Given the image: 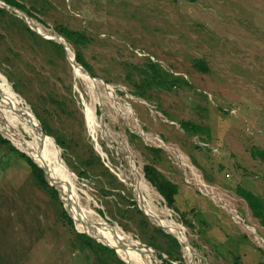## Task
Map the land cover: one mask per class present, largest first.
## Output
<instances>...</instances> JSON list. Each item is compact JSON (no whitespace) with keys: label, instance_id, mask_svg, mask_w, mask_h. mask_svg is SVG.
Segmentation results:
<instances>
[{"label":"rangeland","instance_id":"374dc122","mask_svg":"<svg viewBox=\"0 0 264 264\" xmlns=\"http://www.w3.org/2000/svg\"><path fill=\"white\" fill-rule=\"evenodd\" d=\"M19 1L44 9L33 10L45 21L33 17L42 33L65 26L90 35L93 41L83 48L85 57L97 77L114 89L110 93L103 83L77 78L65 48L33 34L22 12L4 8L7 12L0 13V87L15 89L38 120L65 140L67 149L56 146L64 161L82 167L81 159L92 146L124 183L121 191L140 208L132 163L104 129L127 143L144 177V165L154 160L146 145L163 148L167 155L157 165L180 186L179 212L163 197L156 208L166 216L161 210L167 205L169 218L184 227L195 263L264 264V226L237 193L243 186L264 197V161H255L250 152L252 146L264 149V0ZM196 58L208 63L209 73L194 67ZM150 59L184 76L193 87L154 86L150 101L134 96L130 78L140 81L144 74L138 68L146 69ZM0 102L21 108L1 90ZM182 120L196 122L206 132L191 135L181 127ZM132 133L139 136L133 142ZM170 146L187 155L198 172L193 174ZM68 168L78 177L83 202L87 205L85 199L90 198L88 205L99 215L102 209L119 225L98 190L109 178L97 168L88 178ZM208 176L215 180L210 182ZM57 209L49 193L34 182L27 162L0 145V262L96 264L88 250L74 248L70 226ZM131 221L135 230L127 232L144 243L136 234L138 220ZM183 256L191 264L185 248Z\"/></svg>","mask_w":264,"mask_h":264},{"label":"trees","instance_id":"16d2710c","mask_svg":"<svg viewBox=\"0 0 264 264\" xmlns=\"http://www.w3.org/2000/svg\"><path fill=\"white\" fill-rule=\"evenodd\" d=\"M5 1L11 5L26 10L32 17L35 18H38V16L33 12V10L37 11L38 13H41L44 10L43 8L37 10L36 6H32V9L28 8L26 4L20 2L19 0ZM6 12L7 11L4 8L0 7V13ZM38 19L43 23L45 22L41 18ZM28 29L33 34H36L30 28ZM56 30L58 33L64 36L76 50L77 62L86 67L94 76H97L94 68L86 59L83 50L85 46L93 41V38L85 31L73 30L65 26H57ZM47 41L55 45V47L57 46L63 49L61 44L51 40ZM146 67V69L138 68L139 71L144 74L140 81L133 80L132 78H130V76H128L131 82L134 83L133 85L135 87V90L132 91V94L134 96L150 101L151 95L149 90L154 86L165 89L167 88L169 90H173L181 84H185L191 88L193 87L191 82H189V80H187L184 76L175 75L168 70L165 71V69L159 63L154 62L152 59L149 60ZM194 67L204 73L210 72L208 63L202 58L194 59ZM39 119L41 120L40 116ZM41 122L46 132L56 138V141L60 145V147L67 149L68 146L65 140L55 136V134L49 129V126L45 123L44 120H41ZM181 126L187 133L191 135L203 134L206 132L204 126L191 120H182ZM131 135L132 142L139 137L134 133H132ZM0 145L8 146L11 152L18 153L27 162V164L31 168V176L34 182L41 189L47 191L52 201H54L58 205L57 213L59 218L64 220L70 226V233L72 235V243L74 248L76 247L81 251L88 250L87 256H89L90 258L94 257L93 262L96 264H127L118 256L115 249L104 245L96 239L91 238L86 233L79 232L76 229L75 222L64 208V204L60 199L57 189L47 181L43 169L40 168L30 156H28L25 152L20 151L12 144L10 140L5 138L1 133ZM197 147L199 148L200 145H198ZM146 149L154 156V160L152 162L144 165V173L146 179L165 198L168 206L179 212L176 204V199L180 193V186L179 184L168 178L157 165L164 159V155H167V153L163 148L155 146L146 145ZM250 152L255 161H264V149L260 148L259 146H252ZM63 157H65L64 154ZM193 161L196 164L195 158H193ZM66 162L76 172H78L77 174L80 176V178H88L90 177V172H95V168L100 169V173L102 175H106L109 178L107 182L109 186L103 185L99 187L98 190L105 205L112 206L108 211L112 215L113 220L118 221L119 225L123 227L125 231H134L135 228L131 219H137L138 223L136 226V234H138V236L144 241V243L146 242L147 244L158 249L161 252L159 256L164 260L162 264H187L185 258L183 257L182 246L179 240L173 234L166 232L161 227L153 225L145 215V213L138 207L137 202L130 201L131 199L128 194L121 191L125 189L124 183L120 181V178L111 171L110 167L106 166L105 160L94 150L92 146L89 149V156L82 157L81 159V163L83 164L82 167L75 163L72 164L67 159ZM208 180L210 182H213L215 179L208 176ZM237 193L239 196L246 200L253 213V216L259 219L261 224L264 226V197L254 193L253 191L243 186H238ZM113 195L114 198H110L111 200H109V197H112ZM98 211L102 216H106L105 211H103L102 209H99ZM76 224L81 229L91 231L89 228L83 227L82 224L77 220ZM186 226L195 227V224L193 222H187ZM165 256H167V258ZM126 261L128 263L134 264L131 261ZM0 264L5 263L0 262ZM235 264L240 263L236 261Z\"/></svg>","mask_w":264,"mask_h":264},{"label":"bare ground","instance_id":"6f19581e","mask_svg":"<svg viewBox=\"0 0 264 264\" xmlns=\"http://www.w3.org/2000/svg\"><path fill=\"white\" fill-rule=\"evenodd\" d=\"M40 31L42 32L43 29L41 28ZM54 34L56 33L48 35L55 37ZM58 39L62 42L67 43L66 39H64L63 37ZM68 53L71 59L74 54L72 53L69 45ZM73 66L74 70L76 71L77 78L83 79L89 84H94L96 82L103 83L101 80L92 78V76L84 71L80 65L77 66L73 64ZM3 83L4 80L2 78L0 86ZM103 84L110 93H113L114 89L112 85H109L107 87L105 83ZM0 90L12 97V99L17 103L16 107H21L14 110L9 108L5 102L4 104L0 102L1 133L6 138L10 139L19 150L31 156L38 165L46 167L40 156L36 154L37 150L42 149V154L48 163V168L50 167L51 172H53L54 174V177L58 179L57 185L60 191V195L64 199V203L69 212L74 216V218L82 217L90 223L94 224V226L90 227L89 225H85L80 222L83 227L89 228L91 231L81 229L78 226L77 227L82 231L88 232L90 235L96 237L100 241L105 240L103 242L116 247L117 251L122 256V258L125 259V261L128 260L133 262L134 264H161L162 261L159 260L155 251L143 248V243L141 242V240L134 237L131 233L125 231L121 226L112 224L111 222L105 220L90 205H88L90 199L89 197V199L85 197L87 205L83 202V189L81 190L80 186H78V177L74 174V171L68 168V165L64 161V158L62 156V151L60 150L59 152V150L57 149V147L60 145H58L56 139L52 136L55 140L54 141L51 138V135L47 134L44 131L37 116L29 107H26L24 105L23 97H21L15 89L0 87ZM104 131L107 133L111 141L118 143L119 149L126 153L127 157L129 158V162L132 163L131 167L135 171V187L137 188V191L140 195L139 203H141L143 208L148 212L155 223L163 226L168 232L174 233L181 239V241L185 245V251L190 257L191 264H196L194 259L195 253L188 246L189 242L184 227L178 224L174 219L169 218L171 210L167 207V205H165L166 207L161 210L166 214V216L158 213L156 206H158L157 202H160L162 196L150 184V182L144 177V175L142 173L140 174L139 168L137 167L133 157L130 154L132 152H129L128 150L129 147H127V143H124L123 139L114 134V132H111L110 129L108 130V127H105ZM26 134L29 135L30 138H27ZM170 147L173 149L174 154L183 162V164H186L194 171L193 174H196V172H198L195 167L189 162L187 155L181 152L177 147ZM198 183L200 185H205L203 181L198 180ZM248 230L254 233L260 241H263V238L257 235L255 228L248 227ZM118 240L124 242L126 246L133 251L126 252L120 247Z\"/></svg>","mask_w":264,"mask_h":264},{"label":"water","instance_id":"95a60500","mask_svg":"<svg viewBox=\"0 0 264 264\" xmlns=\"http://www.w3.org/2000/svg\"><path fill=\"white\" fill-rule=\"evenodd\" d=\"M0 7H2V8H6V9H11V10H16V11H18V12H22L25 16H26V18L28 19V23H29V26H30V28L33 30V31H35V32H37V33H39L41 36H43V37H45V38H50V39H53V40H55V41H57L59 44H61L64 48H65V50H66V54H67V57H68V59H69V61L71 62V64L73 63L74 65H80L81 67H82V69L84 70V71H86L88 74H90V76H92V78H96V79H98V80H101L103 83H105V85L108 87L109 85H110V83H108L106 80H104L103 78H100V77H97V76H94L86 67H84L81 63H79V62H77V58H76V53H74L73 51H72V49H71V51H72V53L74 54L73 55V57L70 59V57H69V53H68V42L67 43H65V42H62V41H60L58 38H64V39H66L64 36H62L60 33H58L57 31H55V30H52V31H54L56 34H54V36L55 37H53V36H50V35H48V34H44V33H42L41 31H40V26H37L35 23H34V21H33V17L26 11V10H24V9H21V8H19V7H17V6H14V5H11V4H9V3H7L5 0H0ZM67 41V40H66ZM70 47V46H69ZM72 64V65H73ZM74 67V66H73ZM41 123V122H40ZM42 125V124H41ZM181 125V124H180ZM42 127H43V125H42ZM182 127V126H181ZM43 129H44V127H43ZM44 131L46 132V130L44 129ZM5 137V136H4ZM54 137V136H53ZM6 138V137H5ZM8 139V138H7ZM8 140H10V139H8ZM11 141V140H10ZM12 142V141H11ZM13 144V143H12ZM14 145V144H13ZM59 145V144H58ZM15 146V145H14ZM16 147V146H15ZM96 149H98L99 151H100V153H102V151H101V146L97 143L96 144ZM21 151V150H20ZM27 154V153H26ZM36 154L38 155V156H40V158L42 159V161L44 162V164H45V166L46 167H42V166H40V165H38L37 163H36V161L35 160H33L40 168H42L43 169V171L45 172V177H46V179H47V181L52 185V186H54L56 189H57V191H58V193H59V196H60V199H61V201L63 202V204H64V208L66 209V211L68 212V214L70 215V217H72L73 218V220H74V222H75V224H76V220L77 221H79V222H81V223H83V224H85V225H89L90 227H92V226H94V224H92V223H90L89 221H87V220H85L84 218H82V217H77V218H74V216L69 212V210L67 209V207H66V205H65V203H64V199L61 197V195H60V191H59V188H58V179H56L55 177H54V174H53V172H51V169H50V167L48 168V163H47V161L45 160V158H44V156H43V154H42V149H39V150H37L36 151ZM28 155V154H27ZM102 155H103V153H102ZM29 156V155H28ZM31 157V156H30ZM32 158V157H31ZM103 159H104V157H102ZM33 159V158H32ZM106 163V162H105ZM109 167V166H108ZM111 169V168H110ZM164 198V197H163ZM141 205V204H140ZM141 210L143 211V212H145V214L148 216V218L150 219V221L154 224V225H156V226H158V227H161L163 230H165L166 232H168L163 226H161V225H159V224H157V223H155L153 220H152V218H151V216L148 214V212L143 208V206L141 205ZM102 216V215H101ZM103 218H105V219H107V220H109L110 221V219H108L107 218V216H102ZM111 222V221H110ZM76 229L79 231V232H84V233H86L88 236H90L91 238H94V239H96L97 241H99V242H101V243H103L104 245H106V246H108V247H110V248H113V249H115L116 250V252H117V254H118V256L123 260V261H125V259L124 258H122V256L119 254V252L117 251V249H116V247H114V246H112V245H110V244H107V243H105V242H103V241H100L99 239H97L96 237H94V236H92V235H90L88 232H85V231H81V230H79L78 228H77V226H76ZM168 233H170V232H168ZM171 234H173L178 240H179V242H180V244H181V246H182V251H183V248H184V243L181 241V239L177 236V235H175L174 233H171ZM118 242H119V245H120V247L122 248V249H124L126 252H128V251H130V252H132L133 250L132 249H130V248H128L127 246H126V244L124 243V242H122V241H119L118 240ZM142 242V241H141ZM143 243V242H142ZM188 246L190 247V248H192L191 246H190V244H188ZM143 248H146V249H149V250H151V251H155L156 252V254H157V256H158V258H159V260H161V258H160V251L158 250V249H156V248H154V247H152V246H149V245H147V244H144L143 243ZM193 250V249H192ZM194 251V250H193ZM195 252V251H194ZM196 256L198 257V254H196ZM184 257V256H183ZM196 257V258H197ZM186 260V259H185ZM161 261H163V260H161ZM126 262V261H125ZM127 264H129L128 262H126ZM186 263L188 264V262L186 261Z\"/></svg>","mask_w":264,"mask_h":264},{"label":"clouds","instance_id":"9594fccd","mask_svg":"<svg viewBox=\"0 0 264 264\" xmlns=\"http://www.w3.org/2000/svg\"><path fill=\"white\" fill-rule=\"evenodd\" d=\"M162 196V195H161ZM163 197V196H162ZM165 199V198H164Z\"/></svg>","mask_w":264,"mask_h":264}]
</instances>
